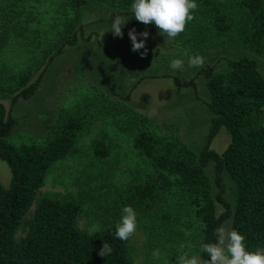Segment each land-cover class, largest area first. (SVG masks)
<instances>
[{
  "label": "trees",
  "instance_id": "trees-1",
  "mask_svg": "<svg viewBox=\"0 0 264 264\" xmlns=\"http://www.w3.org/2000/svg\"><path fill=\"white\" fill-rule=\"evenodd\" d=\"M15 1L0 0V17L12 15L10 6ZM62 1L63 20L39 53L16 71L0 64V98L9 97L12 104L17 98L30 96L46 64L65 44L75 42L76 24L87 0ZM112 2L116 8L108 11V27L115 15L127 20L122 31L142 24L131 11L133 0ZM195 2L198 8L192 13L194 19L180 34L183 43L202 48L234 42L264 58V0ZM7 22L8 18H0V48L9 37ZM225 61L224 70L214 72L212 65H203L196 71L205 78V104L211 113L204 141L196 152L178 139L149 131L139 113L127 115L135 128L133 145L150 159L154 172L126 185L120 198L144 216V234L172 264H177L183 252L208 259L200 251L201 243L213 242L215 229L227 218L229 228L245 237L249 250L264 249V78L251 57L241 55ZM173 82L177 86L194 85L192 77L181 81L173 76ZM123 108L122 103L103 96L77 102L60 108L53 119H43L45 133L41 141L15 144L6 139L15 117L0 102V159L10 172L7 185L0 183V264H135L125 241L115 236L120 217L102 218L98 228L86 230L77 224L83 212L80 200L70 193L37 195L51 164L74 151L77 138L94 118ZM220 127L229 139L216 152L209 143ZM87 151L95 159L108 161L111 140L95 135ZM209 162L213 193L205 172ZM223 172L232 182V204L224 196ZM31 203L30 215L24 217ZM216 204L221 206L219 212ZM21 226L25 227L23 233L15 236ZM103 243L112 248L106 257L98 255Z\"/></svg>",
  "mask_w": 264,
  "mask_h": 264
},
{
  "label": "rangeland",
  "instance_id": "rangeland-1",
  "mask_svg": "<svg viewBox=\"0 0 264 264\" xmlns=\"http://www.w3.org/2000/svg\"><path fill=\"white\" fill-rule=\"evenodd\" d=\"M112 3V0H87L76 24L75 42L65 44L46 64L34 92L12 104L9 97L0 98L5 111L15 117L16 123L6 138L15 144L41 141L45 133L43 119L47 116L53 119L60 108L77 102L103 96L127 109L98 114L87 131L77 138L74 151L51 164L37 190V195L70 193L80 200L83 212L77 217V224L86 230L98 228L102 218L120 217L125 206L120 191L154 172L150 159L133 145L135 128L127 120L129 112L139 113L148 130L157 135L178 139L195 152L202 145L211 113L205 104L208 99L205 78L196 74L200 67L188 66L190 56H203L204 65H212L216 72L227 68L226 58L246 55L255 60L264 78V58L240 44L223 42L195 48L183 43L180 35L171 39L160 34L154 24L133 27L137 33H149L145 40L148 52L141 57L131 49L129 30L122 31L121 38L113 36L111 27L107 26L108 11L116 8ZM13 4L12 15L0 17L8 18L9 37L0 48V64L8 71L20 69L38 54L45 40L55 35L64 15L62 0H16ZM174 58L184 61L183 69L170 68ZM173 76L181 81L192 77L194 85L177 86ZM262 111L264 115V105ZM98 134L111 140L108 161L88 154L87 146ZM228 139L225 129L220 127L209 147L220 152ZM205 172L213 193L211 162ZM9 176L7 164L0 159L2 186L7 185ZM222 181L224 196L232 204V182L224 172ZM32 206L33 203L24 217L30 215ZM215 210L219 212L221 206L216 204ZM135 212L136 231L125 241L131 260L135 264H172L163 250L146 237L142 227L144 216ZM229 224V218L221 223L226 227ZM24 229L19 227L14 235H21Z\"/></svg>",
  "mask_w": 264,
  "mask_h": 264
},
{
  "label": "clouds",
  "instance_id": "clouds-1",
  "mask_svg": "<svg viewBox=\"0 0 264 264\" xmlns=\"http://www.w3.org/2000/svg\"><path fill=\"white\" fill-rule=\"evenodd\" d=\"M197 8L195 0H133L131 4V11L136 21L145 25L154 24L160 34L171 39L184 32L188 22L194 19L192 13ZM126 22L127 20L121 15L114 16L110 28L113 36L123 37L122 26ZM148 35L147 31L137 33L135 28L128 31L131 49L134 52L138 51L141 57L148 52L145 45ZM138 36L141 39L138 40ZM141 49L144 51H140ZM204 62V57L201 55L188 58L189 67L199 68ZM184 66V61L180 58L170 61V68L173 70L183 69ZM136 228V212L131 206L125 205L121 209L119 221L115 224V236L126 241L135 233ZM244 241L245 237L239 231L220 225L215 229L213 242L201 243L200 251L206 253L208 259L183 252L178 256L177 264H264V249L249 250ZM111 251L112 248L107 243H103L98 255L106 257Z\"/></svg>",
  "mask_w": 264,
  "mask_h": 264
}]
</instances>
